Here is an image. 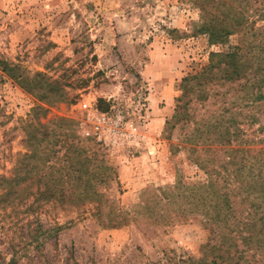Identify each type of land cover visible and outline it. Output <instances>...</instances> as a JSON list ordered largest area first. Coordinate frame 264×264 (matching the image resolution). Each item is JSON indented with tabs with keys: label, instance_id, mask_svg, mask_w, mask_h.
Here are the masks:
<instances>
[{
	"label": "rangeland",
	"instance_id": "obj_1",
	"mask_svg": "<svg viewBox=\"0 0 264 264\" xmlns=\"http://www.w3.org/2000/svg\"><path fill=\"white\" fill-rule=\"evenodd\" d=\"M207 1L0 0V59L62 80L68 94L41 98L54 91L28 92L0 66V178H12L0 180V264L200 256L209 232L191 191L206 182L212 159L264 148L239 99L243 80L199 87L193 78L210 51L226 46L198 31L199 5L222 16L241 12L258 27L264 0ZM242 38L241 31L230 42ZM89 110L119 119L132 139L97 141ZM232 114L241 138L227 145L217 133ZM68 144L78 149L72 162L86 157L95 174L71 170ZM47 186L58 189L54 197L41 193Z\"/></svg>",
	"mask_w": 264,
	"mask_h": 264
},
{
	"label": "trees",
	"instance_id": "obj_2",
	"mask_svg": "<svg viewBox=\"0 0 264 264\" xmlns=\"http://www.w3.org/2000/svg\"><path fill=\"white\" fill-rule=\"evenodd\" d=\"M199 6L202 22L198 31L207 36L210 45L226 46L209 52L207 64L193 75L196 85L204 87L210 82L240 84L237 81L243 80L239 99L250 109L246 115L248 124L257 121L255 131L264 134V24L258 27L253 21V24H248L241 12L222 16ZM257 12V18L264 22V4ZM241 31L243 38L236 43L230 42V38ZM0 66L28 92L39 94L41 91L37 90L43 85L48 91H54L51 95L40 93L41 98L45 99L46 94L49 101H63L68 97L63 89L66 83L60 79H52L41 72L29 75L20 64L4 59H0ZM75 98L73 96L69 100ZM101 102L102 99H98L96 103ZM256 114L262 118L258 119ZM227 122L228 125L219 129L217 134L220 142L229 145L241 138L242 130L237 127L233 114ZM259 141L264 142V138ZM251 142L252 139L245 136L243 144ZM65 149L70 153L66 158L71 160L69 166L72 171L83 170L86 175L96 173L95 167H89L91 161L86 157L72 162L75 156L71 153L78 150L76 145L68 144ZM216 161H209L211 165L206 171V182L190 193L193 208L204 215L203 225L209 232V239L202 244L199 257L174 252L167 255L168 264H264V148L255 153L245 148L229 149L226 157ZM0 180L12 181V178ZM57 190L47 186L41 193L54 197ZM13 262L10 260V264Z\"/></svg>",
	"mask_w": 264,
	"mask_h": 264
},
{
	"label": "built area",
	"instance_id": "obj_3",
	"mask_svg": "<svg viewBox=\"0 0 264 264\" xmlns=\"http://www.w3.org/2000/svg\"><path fill=\"white\" fill-rule=\"evenodd\" d=\"M86 119L91 123L94 138L105 145L124 144L133 137L131 132L123 129L119 119L112 120L95 110H89Z\"/></svg>",
	"mask_w": 264,
	"mask_h": 264
}]
</instances>
